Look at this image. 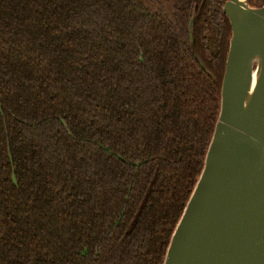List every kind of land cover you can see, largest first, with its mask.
<instances>
[{
	"label": "trees",
	"instance_id": "1",
	"mask_svg": "<svg viewBox=\"0 0 264 264\" xmlns=\"http://www.w3.org/2000/svg\"><path fill=\"white\" fill-rule=\"evenodd\" d=\"M223 5L0 0V264H163L218 118Z\"/></svg>",
	"mask_w": 264,
	"mask_h": 264
},
{
	"label": "water",
	"instance_id": "2",
	"mask_svg": "<svg viewBox=\"0 0 264 264\" xmlns=\"http://www.w3.org/2000/svg\"><path fill=\"white\" fill-rule=\"evenodd\" d=\"M248 2L224 0L218 118L163 264H264V3Z\"/></svg>",
	"mask_w": 264,
	"mask_h": 264
},
{
	"label": "bare ground",
	"instance_id": "3",
	"mask_svg": "<svg viewBox=\"0 0 264 264\" xmlns=\"http://www.w3.org/2000/svg\"><path fill=\"white\" fill-rule=\"evenodd\" d=\"M254 81H255V73H253L252 76H251V83H252L251 84V89L253 88V86L255 84Z\"/></svg>",
	"mask_w": 264,
	"mask_h": 264
}]
</instances>
